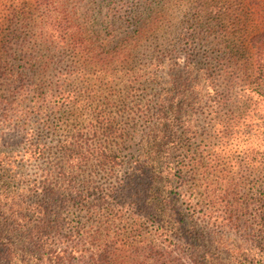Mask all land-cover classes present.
<instances>
[{"label": "rangeland", "instance_id": "rangeland-1", "mask_svg": "<svg viewBox=\"0 0 264 264\" xmlns=\"http://www.w3.org/2000/svg\"><path fill=\"white\" fill-rule=\"evenodd\" d=\"M56 1H60V8L58 11L54 8L53 13H50L53 8L43 7L35 11L33 0H0V57L13 64L19 56L28 52L42 64L35 76V92L30 94L16 91V85H11L10 79L0 77V189L11 180L10 166L18 167L15 169L18 175L35 178L38 167L58 160L56 148L65 135L69 136L75 131L77 134H88L89 127L95 124L98 116L114 119V127L125 132V140L113 139L116 143L114 147L122 151L121 155L127 156L129 152L140 149L144 137L151 132L140 109L142 105H149V110L145 109L146 113L151 110L154 114L158 95L171 88L167 81L175 78L180 85L184 80L182 73L187 58L181 40L188 32L187 20L196 12L200 13L205 28L209 24H217L219 13L223 10H229L230 16L223 18L222 23L248 24L250 31L254 23L264 24V13L260 12L264 0H259L258 5L253 4L252 0H157L159 4L153 7L157 11V21L160 19L156 31L141 39L126 62L108 68L106 60L109 51H117L124 43L123 39L135 35V28L128 27L127 22L136 16L143 21L147 19L151 13L145 6L155 0ZM25 4L29 14L16 28L26 40L12 42L10 52L4 54L1 48L7 32L3 23L13 8L22 9ZM65 5L69 14L67 26L70 28L65 24L66 18H63L55 24H59L60 27L56 29L59 32H54L49 26L62 16ZM252 11L253 16L249 14ZM110 22L115 28L114 39L108 36ZM36 34H44L49 42L43 44L40 40L35 41L36 37L40 38L34 37ZM202 34L199 38L205 39L211 33ZM75 37L81 40L76 51L72 47ZM208 42H195L190 63L192 69L204 66L203 57L213 49V45ZM59 88L74 89L79 98H76V102L58 103L52 96ZM182 91L185 96L175 103L180 108L178 124L190 127L187 133L182 134V146L190 145L193 150L201 147L207 152L219 148L217 159L210 164L213 175L209 178L219 185L246 183L248 197L240 202L250 204L249 209L235 215L234 223L226 222L233 229L218 228V222L215 227L217 237H225L220 243L218 241L219 246L211 242L214 241L213 233H210L214 231L212 224L197 222L195 218L191 224L203 234L208 251L215 256L221 253L220 257H225L229 250L231 264L251 261L256 255L261 257L256 262L260 260L264 264V101L256 97L253 101H241L223 109L204 95L189 97L192 92L189 86H184ZM128 92H132L131 95ZM165 112H168L167 109ZM220 123L230 125V132L224 135L227 139L217 132L221 131ZM34 131L38 132L39 141L50 148L53 154L46 161L30 164L21 160L20 153L24 148L26 133ZM84 139L91 141L92 136L86 135ZM205 139L209 141L202 142ZM104 141L102 136L96 140L101 144ZM110 184L97 180L91 185L103 188ZM188 198L193 200L192 207L188 206ZM205 198L203 192L181 197L178 212L181 215L187 212L193 217L203 215L211 206L209 199ZM136 213L134 215L133 211L127 210L118 212L110 208L103 210L99 216L86 215L91 238H88V244L82 250L83 255L75 259L74 264H94L93 259L105 255V248L117 249L109 252L112 264H182L187 260L184 254L188 251L179 247L181 241L178 238L157 239L152 218L144 214L142 209ZM71 218L83 222L85 214L72 212ZM150 247H156L153 248L156 250L162 247L158 251L161 256H166L159 261L161 256L150 254L149 251L153 250ZM4 263L0 253V264ZM30 264L40 263L33 260Z\"/></svg>", "mask_w": 264, "mask_h": 264}, {"label": "trees", "instance_id": "trees-1", "mask_svg": "<svg viewBox=\"0 0 264 264\" xmlns=\"http://www.w3.org/2000/svg\"><path fill=\"white\" fill-rule=\"evenodd\" d=\"M33 1L35 11L44 7L53 8L50 12L53 13L54 8L57 11L60 8V1ZM252 1L255 5L259 3V0ZM158 4L159 1L155 0L145 6L151 14L144 21L136 16L127 22L128 27L135 28V35L123 39L124 43L117 51H109L106 60L108 68L126 62L141 39L156 31L160 19L157 21V11L153 7ZM66 7L63 6L58 21L49 26L54 32H59L56 29L60 26L55 24L61 19L66 18L65 24H68ZM28 9L26 4L22 9L13 8L6 17L3 25L7 35L1 48L4 54L10 52L12 42L26 40L19 35L16 27L24 22L25 16L29 14ZM260 12L264 13V7ZM249 14L254 15L253 11ZM228 16L230 11L223 10L219 13L217 24H209L206 28L198 12L187 20L188 32L181 40L187 58L182 73L184 80L180 85L175 78L167 81L171 88L158 95L154 114L151 110L146 113L145 109L149 110V105L139 108L151 129L144 137L140 149L129 152L127 156L121 155L122 151L114 147L116 143L113 139L125 140V132L114 127V119L98 116L95 124L89 127L88 134H77L75 131L74 134L65 135L56 148L58 160L49 161L45 167H38L35 178L18 175L15 173L18 167L10 166L11 180L0 189V253L4 264H30L33 260L40 264H74L75 259L83 255L82 250L88 244V238H91L86 215L99 216L103 210L110 208L118 212L133 211L134 215L142 209L144 214L152 218L157 239L166 237L181 241L179 247L188 251L183 253L187 260L182 264H231L229 250L222 258L221 253L216 256L212 254L205 245L203 234L191 223L195 218L197 222L212 224L214 231L210 233H213L214 241L211 242L218 245V241L220 243L225 237H217V224L220 223L218 228L221 229H233L229 224L235 222V215L250 207V204L240 202L248 197L245 192L246 183L219 185L209 178L213 175L210 164L217 159L219 148L207 152L201 147L193 150L190 145L182 146V134L187 133L190 127L178 124L180 108L175 104L177 99L185 96L182 91L184 86L192 90L189 97L204 95L223 109L241 101H253L256 97L264 101V24L256 22L250 31L248 24L222 23L223 18ZM109 28L108 36L113 37L114 24L110 22ZM204 32L211 33L209 38H199ZM241 32H244L243 35H238ZM34 37L35 41L40 40L43 44L49 42L44 34H36ZM197 40H209L213 49L203 57L204 66L194 70L190 63ZM80 43L81 40L75 37L72 42L74 51ZM39 65L42 66L40 60L28 52L19 56L13 64L0 57V77L10 79V84L16 85V91L30 94L35 92L34 86H37L35 76L40 69ZM171 71L175 72L174 69ZM71 90L59 88L52 98L58 103L76 102L79 95L76 90ZM131 93L128 92V95ZM257 104L261 105L258 101ZM219 126L221 131L217 132H221L224 139H227L224 135L230 132V125L220 123ZM37 134V131L26 133L24 148L20 153L21 160L30 164L46 161L53 154L50 148L39 141ZM86 135H91L92 140L85 141ZM100 136L105 138L102 144L96 142ZM125 157L128 159L125 160ZM97 180L111 184L103 188L97 185L93 187L91 184ZM200 192L206 196L205 200L209 199L211 206L201 216L193 217L187 215V212L181 215L178 212L181 197ZM187 202L192 207L193 200L188 198ZM243 206L244 209H241ZM72 212L84 213L85 221L72 219ZM153 248L156 247H150ZM116 250L105 248V255L93 259L94 264H112L109 252ZM158 250L153 249L149 253L161 256ZM259 258L256 255L251 261L241 264H263L260 260L256 262Z\"/></svg>", "mask_w": 264, "mask_h": 264}]
</instances>
